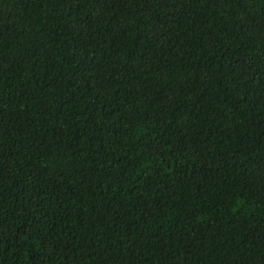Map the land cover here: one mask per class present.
I'll return each instance as SVG.
<instances>
[{
	"label": "trees",
	"instance_id": "16d2710c",
	"mask_svg": "<svg viewBox=\"0 0 264 264\" xmlns=\"http://www.w3.org/2000/svg\"><path fill=\"white\" fill-rule=\"evenodd\" d=\"M0 264H264V0H0Z\"/></svg>",
	"mask_w": 264,
	"mask_h": 264
}]
</instances>
